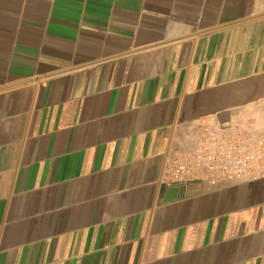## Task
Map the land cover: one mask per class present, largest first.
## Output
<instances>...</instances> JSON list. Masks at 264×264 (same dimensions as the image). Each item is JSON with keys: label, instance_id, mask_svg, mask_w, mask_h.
Returning a JSON list of instances; mask_svg holds the SVG:
<instances>
[{"label": "crops", "instance_id": "obj_1", "mask_svg": "<svg viewBox=\"0 0 264 264\" xmlns=\"http://www.w3.org/2000/svg\"><path fill=\"white\" fill-rule=\"evenodd\" d=\"M224 122L264 128V0H0V264H264V179H163Z\"/></svg>", "mask_w": 264, "mask_h": 264}, {"label": "built area", "instance_id": "obj_2", "mask_svg": "<svg viewBox=\"0 0 264 264\" xmlns=\"http://www.w3.org/2000/svg\"><path fill=\"white\" fill-rule=\"evenodd\" d=\"M163 179L210 184L263 180L264 128L240 122L205 124L193 136L189 149L172 153Z\"/></svg>", "mask_w": 264, "mask_h": 264}]
</instances>
